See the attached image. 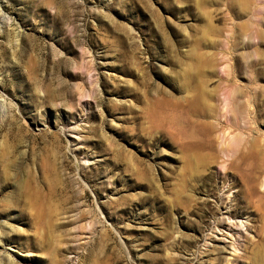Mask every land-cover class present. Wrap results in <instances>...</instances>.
<instances>
[{"label":"rangeland","instance_id":"rangeland-1","mask_svg":"<svg viewBox=\"0 0 264 264\" xmlns=\"http://www.w3.org/2000/svg\"><path fill=\"white\" fill-rule=\"evenodd\" d=\"M0 264H264V0H0Z\"/></svg>","mask_w":264,"mask_h":264},{"label":"bare ground","instance_id":"bare-ground-1","mask_svg":"<svg viewBox=\"0 0 264 264\" xmlns=\"http://www.w3.org/2000/svg\"><path fill=\"white\" fill-rule=\"evenodd\" d=\"M236 98L237 97H234L233 96L229 100V105L232 107L231 108V117L233 118V120L232 121H229L228 124H226V125L224 124V125H225L226 129L231 130L230 132L237 130L240 133L239 135H242L241 134V129L239 128L237 122L234 121V119L237 120V118L241 114V110H240L241 109V106L239 104H237V102H236L237 99ZM202 107H204V106L202 105ZM200 138H201L199 140L200 142H197V141L190 142V146L196 145V144H201V145L204 144L206 146H213L214 145L213 144V141L211 140V138H210L209 135L207 136V134H204L203 137L201 136ZM235 138L236 139H230V140H228L227 141V144L225 145V148L224 149L220 146L221 148H220L219 152L228 151V152H231V154H232L230 156L231 159L229 160L228 166L226 167L227 169L231 168L233 160L235 159L236 156H239L240 155V151L243 148V146L245 145L243 143L244 140L241 139L239 136H237ZM193 139L194 138H192V140Z\"/></svg>","mask_w":264,"mask_h":264}]
</instances>
